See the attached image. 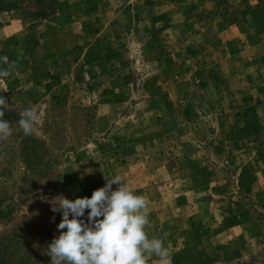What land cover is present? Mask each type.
<instances>
[{"label": "rangeland", "instance_id": "1", "mask_svg": "<svg viewBox=\"0 0 264 264\" xmlns=\"http://www.w3.org/2000/svg\"><path fill=\"white\" fill-rule=\"evenodd\" d=\"M228 2L0 0V69L15 62L10 74L0 75L6 110L35 106L41 138L64 129L60 150L53 153L65 151L56 171L69 184L58 196L90 197L105 178L120 175L130 191L148 200L145 231L161 239L169 255L149 256L146 264H264V148L252 144H264L261 128L216 133L214 114L205 115L210 137L190 165L179 164L170 142L137 157L133 147L154 110L149 97L166 84L165 62L182 54L194 73L191 52L207 30L203 18L222 15ZM178 90L183 101L201 108L193 75ZM36 190L47 191L41 184ZM169 190L185 194L171 211L160 200ZM48 193L50 201L59 200ZM26 205L0 222V232L37 222L36 209L31 214ZM24 235L31 239L28 228Z\"/></svg>", "mask_w": 264, "mask_h": 264}, {"label": "crops", "instance_id": "2", "mask_svg": "<svg viewBox=\"0 0 264 264\" xmlns=\"http://www.w3.org/2000/svg\"><path fill=\"white\" fill-rule=\"evenodd\" d=\"M228 1L229 7L222 15L203 18L207 30L197 37L191 52L194 73L180 58L182 54L165 62L166 84L158 86L149 97L154 110L143 135L133 138L135 157L145 149L162 150L170 142L177 146L179 164H195V151L210 137L209 118L205 116L209 114L215 116L212 124L216 133L264 131V0ZM188 74L197 82L201 108L183 101L177 92L179 82L185 81ZM252 144L264 148L262 141ZM143 175L149 174L145 171ZM184 196V192L169 190L160 200L164 209L171 211L182 205Z\"/></svg>", "mask_w": 264, "mask_h": 264}, {"label": "clouds", "instance_id": "3", "mask_svg": "<svg viewBox=\"0 0 264 264\" xmlns=\"http://www.w3.org/2000/svg\"><path fill=\"white\" fill-rule=\"evenodd\" d=\"M14 69L15 62H11L0 69V75ZM7 106V99L0 95V140L13 131L11 122L4 118ZM38 120V109L28 106L17 125L31 135ZM105 180V185L90 197L70 200L58 196V201L53 200L57 203L52 204V211L60 213L61 222L57 225L59 236L46 251L51 264H146L152 255L166 260L169 254L164 242L149 238L145 231L150 222L148 200L130 191L120 175ZM113 185L118 187L113 190Z\"/></svg>", "mask_w": 264, "mask_h": 264}, {"label": "trees", "instance_id": "4", "mask_svg": "<svg viewBox=\"0 0 264 264\" xmlns=\"http://www.w3.org/2000/svg\"><path fill=\"white\" fill-rule=\"evenodd\" d=\"M23 110H5L13 131L11 136L0 140V222L12 219L20 210V206H29L30 212L36 209V223H25L12 231L0 232V264H51L46 254L47 247L60 231L57 225L61 222L60 213L52 211L55 201L48 197L60 195L68 186L66 175L57 172L61 156L54 155L60 150V132L51 131V136L41 138L33 134L26 135L18 127L17 122ZM70 148L67 152H73ZM41 184L47 191L36 190ZM40 209V211H37ZM47 211L46 221L43 213ZM54 218V219H53ZM44 221V222H43ZM41 222V223H40ZM25 228L30 230L31 239L24 235ZM255 264V263H244Z\"/></svg>", "mask_w": 264, "mask_h": 264}]
</instances>
